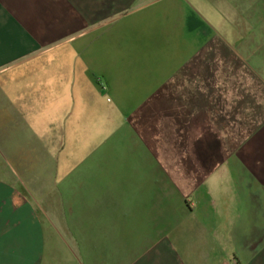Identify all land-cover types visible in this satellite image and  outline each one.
<instances>
[{"label": "crops", "instance_id": "obj_1", "mask_svg": "<svg viewBox=\"0 0 264 264\" xmlns=\"http://www.w3.org/2000/svg\"><path fill=\"white\" fill-rule=\"evenodd\" d=\"M0 264H264V0H0Z\"/></svg>", "mask_w": 264, "mask_h": 264}]
</instances>
